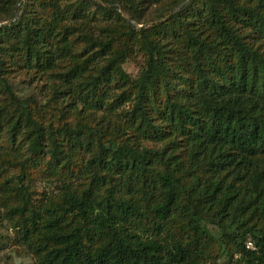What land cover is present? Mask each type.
I'll return each mask as SVG.
<instances>
[{
	"label": "trees",
	"instance_id": "trees-1",
	"mask_svg": "<svg viewBox=\"0 0 264 264\" xmlns=\"http://www.w3.org/2000/svg\"><path fill=\"white\" fill-rule=\"evenodd\" d=\"M4 23L0 224L32 264H264V0H0Z\"/></svg>",
	"mask_w": 264,
	"mask_h": 264
},
{
	"label": "rangeland",
	"instance_id": "rangeland-1",
	"mask_svg": "<svg viewBox=\"0 0 264 264\" xmlns=\"http://www.w3.org/2000/svg\"><path fill=\"white\" fill-rule=\"evenodd\" d=\"M142 56L137 55L131 59H127L122 65V68L126 74L130 77H135L141 64ZM25 76L22 73H16L10 80L12 90L14 94L20 98L26 96H32L39 104L44 100L43 92H40V84L37 79H33ZM0 147H3V142L0 143ZM39 188L36 192H40ZM208 231H213V228L207 226ZM13 233L5 223L0 224V264H32V259L27 256L21 248L15 247L12 244ZM217 247H213V255L208 258L206 264H226L224 256L215 253ZM215 254V255H214Z\"/></svg>",
	"mask_w": 264,
	"mask_h": 264
},
{
	"label": "water",
	"instance_id": "water-1",
	"mask_svg": "<svg viewBox=\"0 0 264 264\" xmlns=\"http://www.w3.org/2000/svg\"><path fill=\"white\" fill-rule=\"evenodd\" d=\"M187 1V0H186ZM183 5V3L182 4H180L177 8H175V9H173L170 13H169V15H172L173 13H175L181 6ZM122 17H123V15H121ZM13 21V20H12ZM155 22V21H154ZM154 22H152V23H154ZM8 23H4V24H0V26L1 25H7ZM149 24H151V23H148L147 25H149ZM139 28V27H138Z\"/></svg>",
	"mask_w": 264,
	"mask_h": 264
},
{
	"label": "built area",
	"instance_id": "built-area-1",
	"mask_svg": "<svg viewBox=\"0 0 264 264\" xmlns=\"http://www.w3.org/2000/svg\"><path fill=\"white\" fill-rule=\"evenodd\" d=\"M249 246V244H247V247Z\"/></svg>",
	"mask_w": 264,
	"mask_h": 264
}]
</instances>
